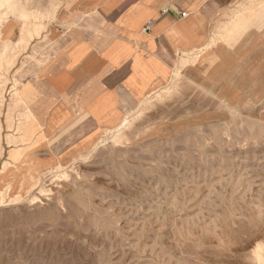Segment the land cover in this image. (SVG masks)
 Returning <instances> with one entry per match:
<instances>
[{"label": "rangeland", "instance_id": "374dc122", "mask_svg": "<svg viewBox=\"0 0 264 264\" xmlns=\"http://www.w3.org/2000/svg\"><path fill=\"white\" fill-rule=\"evenodd\" d=\"M70 1L0 0V264H258L264 99L243 113L228 109L187 71L205 47L176 54L174 71H186L147 102L140 95L158 71L136 69L124 87L108 85L102 101L113 113L101 117L94 106L54 136L24 140L18 89L54 97L66 122L81 91L76 81L61 83L62 51L55 55L70 37L74 47ZM73 19L92 34L89 15ZM124 114L128 124L116 135ZM56 156L62 167L51 165Z\"/></svg>", "mask_w": 264, "mask_h": 264}, {"label": "crops", "instance_id": "0c3cea01", "mask_svg": "<svg viewBox=\"0 0 264 264\" xmlns=\"http://www.w3.org/2000/svg\"><path fill=\"white\" fill-rule=\"evenodd\" d=\"M69 5L75 34L69 71L76 73L65 77L61 54L59 78L66 86L76 81L84 92L72 94L67 128L94 114V106L101 117L114 112L102 101L110 83L124 87L134 70L152 75L193 48L205 47V52L197 69L187 71L207 80L211 93L238 105L242 89L264 99V0H72ZM88 15L94 24L90 36L72 22ZM111 75L115 79L108 82Z\"/></svg>", "mask_w": 264, "mask_h": 264}, {"label": "bare ground", "instance_id": "6f19581e", "mask_svg": "<svg viewBox=\"0 0 264 264\" xmlns=\"http://www.w3.org/2000/svg\"><path fill=\"white\" fill-rule=\"evenodd\" d=\"M72 46H73V40H69V42L66 44L65 47L57 49L55 52L56 53L55 55H57V53L59 51H62L61 54L65 55L66 61L63 63L65 74H67V72H70L69 71V69H70L69 65L71 62L70 52L72 50ZM186 60H187V56L181 57L178 64H180L181 66H184V64L186 63ZM175 64L176 63L174 62V64L171 66H167L166 68L158 69V74L155 76L154 80H152V83L154 84L152 86V88L148 92L142 93L140 95V99H139L140 104L145 103L148 100H150L151 95L155 94L157 92L158 88L160 89L163 84H166L168 82V80L172 77L171 74H173V73L176 74L177 75L176 78L182 77L179 74L181 72H185L186 69L184 71H182V70L174 71V65ZM190 69L196 70L194 66H192ZM195 75L197 76L196 73H195ZM29 90H30V88L28 89V91L26 88H24L22 90L18 89L16 91V99L13 102V106H16L18 104H21L24 106V110L22 111L24 121L22 122V124H18L19 125L18 130H20V127H21V130H24V133H22V136L25 138L24 140H30L31 139V141H34L36 133H39V136H40L39 140L40 139H46V137H48V136H54L57 133L56 129H58L59 126L67 125V122L63 121L61 119V114L66 111L65 107H62V105H60V103H56V99L54 97H52V96L50 98L45 97L43 94L44 93L43 91L34 94L33 90H31L30 92H29ZM168 90H170V88H168ZM209 91L211 92V90H209ZM197 92H198V90H197ZM204 93H205V91H204ZM239 93H240V96L243 98L241 104L238 105V104L228 103V101L224 98H222L221 102H223V104H225V106L228 107V109H230V110L232 109V110L239 112V113H243L242 110H244L246 108V106H247L246 104H248V103L249 104H257L258 103L257 102L258 98L255 96V93L252 89L251 90L250 89H242V90H239ZM212 94L215 96H218L217 93H212ZM195 95H197V94L195 93ZM27 98L30 99V101L26 100ZM260 101H262V100H260ZM255 107L256 106H253V108H255ZM61 108H62V110H61ZM201 109L203 110V108H201ZM82 110H83V106L80 107V111H82ZM69 118H71V114H69ZM128 118L126 117V114H124L122 116L121 120L119 121V123H116L115 128L118 130L116 135H118L121 132V130L124 127H126V125L128 124ZM58 123H59V125H58ZM114 125L111 124V125H109V126L107 125V126L113 127ZM47 134H49V135H47ZM3 138H4V136H3ZM83 143H86V141H84ZM29 157L30 156H28V155H26L24 157L23 156L19 157L17 160L18 163H16V165L19 167L20 163L27 162V159H29ZM55 159L56 160L53 161L51 163V165H56V167H58V168L62 167L63 165L61 164L59 158L57 157ZM26 164H28V167L25 166L26 168H32L33 169V168L38 167V166L33 167L32 163L30 164V166H29V163H26ZM34 189L36 190V188H34ZM30 194H32V193H30ZM254 254H255V259H256L257 263L258 264H264V242L258 244L257 248L254 251Z\"/></svg>", "mask_w": 264, "mask_h": 264}]
</instances>
